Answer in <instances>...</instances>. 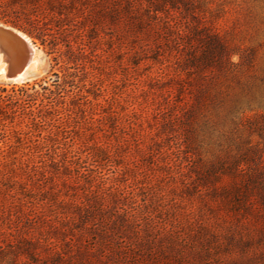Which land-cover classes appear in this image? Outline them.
<instances>
[{
    "label": "rangeland",
    "instance_id": "rangeland-1",
    "mask_svg": "<svg viewBox=\"0 0 264 264\" xmlns=\"http://www.w3.org/2000/svg\"><path fill=\"white\" fill-rule=\"evenodd\" d=\"M0 22L38 48L17 83L63 88L51 157L0 185V264H264L259 190H224L264 173V0H0Z\"/></svg>",
    "mask_w": 264,
    "mask_h": 264
},
{
    "label": "trees",
    "instance_id": "trees-1",
    "mask_svg": "<svg viewBox=\"0 0 264 264\" xmlns=\"http://www.w3.org/2000/svg\"><path fill=\"white\" fill-rule=\"evenodd\" d=\"M209 40L207 49L203 52L205 59L213 61L215 56L226 53V48L218 37ZM55 75L57 79L54 90L49 89L47 84L37 81L0 82V185L2 186L10 187L9 182L15 177L23 173L27 174L26 168L33 163L36 164L35 160L38 158L51 157L52 150L47 148V121L50 125L56 126L59 118L55 115L49 117L48 109L53 110L54 113L58 111L55 110V104L52 106V101L63 93L62 84L59 82L60 75L58 73ZM72 75L65 73V76ZM47 98L50 99L48 104ZM66 110L72 111L69 107ZM106 155L101 153L100 158L103 159ZM251 189L259 190L261 201L264 203V173L249 176L242 187L236 185L224 190L244 195Z\"/></svg>",
    "mask_w": 264,
    "mask_h": 264
},
{
    "label": "bare ground",
    "instance_id": "bare-ground-1",
    "mask_svg": "<svg viewBox=\"0 0 264 264\" xmlns=\"http://www.w3.org/2000/svg\"><path fill=\"white\" fill-rule=\"evenodd\" d=\"M3 25L11 29H14V31L21 37V40H26L29 43H31L32 54L29 57V60L26 63V66L22 68L21 63L27 57V53L29 52L28 50L30 48H27L26 44L23 43L19 39H15V42L13 43V45L11 44L6 45V44L1 43L0 44V70L5 67L12 66L17 69H20L21 74L24 76L27 68L31 65V63L36 61L38 48L36 47V45L33 43L31 38L25 32L19 29H16V28H12L10 25H6V24H3ZM12 56L18 57L17 60L16 61H12V59L10 60Z\"/></svg>",
    "mask_w": 264,
    "mask_h": 264
},
{
    "label": "water",
    "instance_id": "water-1",
    "mask_svg": "<svg viewBox=\"0 0 264 264\" xmlns=\"http://www.w3.org/2000/svg\"><path fill=\"white\" fill-rule=\"evenodd\" d=\"M4 23L0 22V44H6V45H13L15 42V39L21 40V37L14 31V29H11L7 26L3 25ZM12 28H15L11 26ZM17 29V28H16ZM23 43L26 44L27 48H30L27 53V57L22 61L21 67L23 68L26 66V63L29 60V57L32 54L31 51V43H29L26 40H21ZM18 57L12 56L10 60L16 61ZM25 75V74H24ZM23 75L21 74L20 69H17L12 66L5 67L0 70V82L3 83H13V82H18L23 79Z\"/></svg>",
    "mask_w": 264,
    "mask_h": 264
}]
</instances>
